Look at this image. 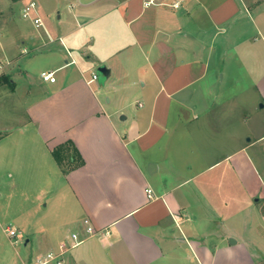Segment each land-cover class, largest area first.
Wrapping results in <instances>:
<instances>
[{"label":"crops","instance_id":"crops-1","mask_svg":"<svg viewBox=\"0 0 264 264\" xmlns=\"http://www.w3.org/2000/svg\"><path fill=\"white\" fill-rule=\"evenodd\" d=\"M53 1L57 24L35 12L42 26L24 47L0 48L7 93L23 94L26 114L2 141L14 169L61 174L72 227L63 264H264V239L250 250L238 227L260 193L239 178L245 157L230 164L247 147L231 156L228 117L213 111L230 103L226 81L259 70L264 102V0ZM35 53L53 84L25 69ZM101 66L108 77L88 83ZM62 145L74 156L66 174L52 156ZM87 227L95 235L74 246Z\"/></svg>","mask_w":264,"mask_h":264},{"label":"rangeland","instance_id":"rangeland-1","mask_svg":"<svg viewBox=\"0 0 264 264\" xmlns=\"http://www.w3.org/2000/svg\"><path fill=\"white\" fill-rule=\"evenodd\" d=\"M32 2L36 4L37 16L43 19V15H46L45 19L47 18L52 25L57 24V13L61 9L53 0H21L20 3L18 0H0V48L2 50L8 39H11L15 41L19 51L24 47L22 38L26 39L37 32L38 29L31 21L21 16L24 6ZM32 16H35L34 13ZM18 51L15 55H18ZM0 59H3L1 52ZM17 60H19L18 64H21L19 68L18 64L15 65V68L21 70L24 65L23 60L21 61V58ZM17 60L15 58V61ZM262 62L264 67V56H262ZM25 63L30 65L25 67L29 75L32 77L37 75L38 78L39 69L44 63L41 56L35 53ZM259 72L260 70L254 75L239 74V86H228L226 81L223 92L225 97H231L230 103L223 108H216L217 105L213 108L217 116L226 114L228 117L223 127L226 150L231 153V156L234 157L233 154L242 147H247V150L236 155L230 164L234 166L240 164L239 162L243 163L237 160L245 157L246 168L243 167V170L238 172L239 178L241 180L246 178L248 185L254 184L257 191H260L259 201L256 204L254 200L250 201L245 214L242 212L240 215L241 224L238 226L241 229V237L247 239L249 249L254 251L262 243L264 245V241L259 243L260 238L264 239V102L254 88V82L260 77ZM12 78L16 80V77ZM92 88H97V84H94ZM3 90L5 92H2ZM8 91H10L9 85L5 83V80H1L0 264H35L37 258L56 249L60 242L67 241L71 233L70 224L63 223L65 207H67L66 197L63 195L67 191L63 181H60L62 178L60 173L54 181L45 167L40 169L41 172L35 171L34 167L33 171L25 173L19 168L20 166L14 169L9 164L11 155L15 153L12 150L9 153L7 148L9 146L2 141L3 137L8 130L20 127V123L26 120V114L24 107L19 104L24 99L21 96L23 94L19 92V97L18 94L15 96L7 93ZM99 98L101 101L104 100L103 95ZM230 179V189L233 192L237 189L233 174ZM46 183L49 184L46 185ZM57 224H59L58 227ZM6 229L14 230L16 237L9 238Z\"/></svg>","mask_w":264,"mask_h":264},{"label":"built area","instance_id":"built-area-1","mask_svg":"<svg viewBox=\"0 0 264 264\" xmlns=\"http://www.w3.org/2000/svg\"><path fill=\"white\" fill-rule=\"evenodd\" d=\"M158 0H145L143 3V6L145 8H148L150 6H154L157 4ZM173 8H178V4L172 5ZM36 10V4L35 3H30L26 5L22 9V18L23 19H29L35 28H40L42 26V23L40 19L35 15ZM34 13L35 16H32ZM50 42H52L51 39H49ZM61 42V40H59ZM62 44V42H61ZM23 53H26V51H23ZM67 54L70 56L69 52ZM74 61L71 62L73 64ZM11 65V62L6 59H0V79L6 76L7 70L9 69ZM39 78L46 83L53 84L55 82V76L53 72H42L39 75ZM97 80V75L92 74L91 79L88 81V83H93ZM6 233L9 238H15L16 237V232L14 230H8L6 229ZM96 231L92 227H87L84 231L85 237H80L78 234H72L71 235V240L73 242L74 246H78L81 244L86 238H89L91 236H94ZM70 249V246H67L66 244H60L58 248L54 251H49L47 252L44 256L39 257L35 260V264H63V259L68 250Z\"/></svg>","mask_w":264,"mask_h":264},{"label":"trees","instance_id":"trees-1","mask_svg":"<svg viewBox=\"0 0 264 264\" xmlns=\"http://www.w3.org/2000/svg\"><path fill=\"white\" fill-rule=\"evenodd\" d=\"M1 80H5V83L8 84L9 86L11 85L7 76L1 78L0 81ZM67 149H69L67 147V145H62V146H59L58 148H56L55 150L52 151L53 158L55 159V161L59 165L60 169H62V172L65 174L70 169L69 163L71 162L72 158L74 157L73 154H71V155L67 154L66 155L65 152L67 151ZM62 157H64L66 159L65 160L66 162L64 160H62Z\"/></svg>","mask_w":264,"mask_h":264},{"label":"water","instance_id":"water-1","mask_svg":"<svg viewBox=\"0 0 264 264\" xmlns=\"http://www.w3.org/2000/svg\"><path fill=\"white\" fill-rule=\"evenodd\" d=\"M108 73V70L104 66L97 68L96 75L100 83H102L108 77Z\"/></svg>","mask_w":264,"mask_h":264}]
</instances>
